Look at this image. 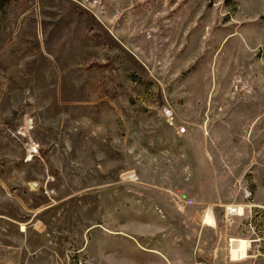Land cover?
Returning a JSON list of instances; mask_svg holds the SVG:
<instances>
[{"label":"rangeland","instance_id":"obj_1","mask_svg":"<svg viewBox=\"0 0 264 264\" xmlns=\"http://www.w3.org/2000/svg\"><path fill=\"white\" fill-rule=\"evenodd\" d=\"M0 264H264V0H0Z\"/></svg>","mask_w":264,"mask_h":264},{"label":"bare ground","instance_id":"obj_2","mask_svg":"<svg viewBox=\"0 0 264 264\" xmlns=\"http://www.w3.org/2000/svg\"><path fill=\"white\" fill-rule=\"evenodd\" d=\"M234 242L238 243V250L233 249L232 253L236 256V253H239L241 258H245L248 255L249 243L244 240H235Z\"/></svg>","mask_w":264,"mask_h":264},{"label":"built area","instance_id":"obj_3","mask_svg":"<svg viewBox=\"0 0 264 264\" xmlns=\"http://www.w3.org/2000/svg\"><path fill=\"white\" fill-rule=\"evenodd\" d=\"M186 133V129L185 128H181L179 131H178V134H184ZM29 153L31 154V156H33L34 154H37L38 153V148L36 145H31L30 148H29Z\"/></svg>","mask_w":264,"mask_h":264}]
</instances>
